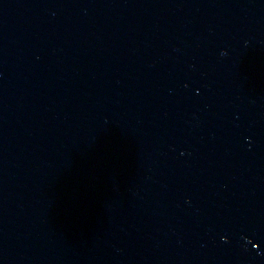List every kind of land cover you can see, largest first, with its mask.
I'll use <instances>...</instances> for the list:
<instances>
[{
  "label": "water",
  "instance_id": "95a60500",
  "mask_svg": "<svg viewBox=\"0 0 264 264\" xmlns=\"http://www.w3.org/2000/svg\"><path fill=\"white\" fill-rule=\"evenodd\" d=\"M264 0H0V264H254Z\"/></svg>",
  "mask_w": 264,
  "mask_h": 264
}]
</instances>
